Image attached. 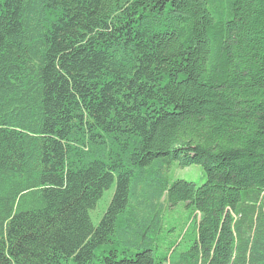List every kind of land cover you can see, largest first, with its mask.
<instances>
[{
    "label": "trees",
    "instance_id": "obj_1",
    "mask_svg": "<svg viewBox=\"0 0 264 264\" xmlns=\"http://www.w3.org/2000/svg\"><path fill=\"white\" fill-rule=\"evenodd\" d=\"M0 264H264V0H0Z\"/></svg>",
    "mask_w": 264,
    "mask_h": 264
},
{
    "label": "rangeland",
    "instance_id": "obj_2",
    "mask_svg": "<svg viewBox=\"0 0 264 264\" xmlns=\"http://www.w3.org/2000/svg\"><path fill=\"white\" fill-rule=\"evenodd\" d=\"M167 175L170 181H176V180H183L186 182L194 183L197 186H201L205 183L206 177L205 173L201 166H190L186 168H180L177 165V162H174L170 168L167 171ZM114 193V187L109 188L106 190L100 200L98 201L96 207L90 211V218L92 221V224L94 227H97L99 225V222L105 213L107 207L109 206V203L112 199ZM184 206L182 204L178 205L172 210H169V214L166 217V219L171 222V227H174L175 230L172 231L169 234V237L167 238L168 241L173 242L177 235L180 233L181 228L185 223L187 222V211L183 208ZM183 208V211L181 210ZM190 224V223H189ZM189 224L186 225V227L183 229L182 233L180 234L179 238L177 239L176 244L181 240L183 233L186 231V229L189 227ZM165 231H162L159 235L162 238V235H164ZM131 241L134 240L133 237L130 238ZM118 250L120 249H128L131 252H136V249L133 248L131 245H117ZM112 248L110 245H106L103 247H100L96 251V255H101L102 253H108L111 251Z\"/></svg>",
    "mask_w": 264,
    "mask_h": 264
}]
</instances>
